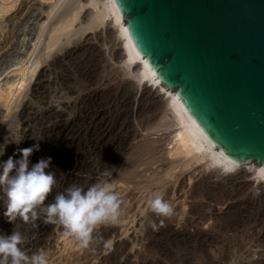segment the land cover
<instances>
[{"label":"bare ground","instance_id":"bare-ground-1","mask_svg":"<svg viewBox=\"0 0 264 264\" xmlns=\"http://www.w3.org/2000/svg\"><path fill=\"white\" fill-rule=\"evenodd\" d=\"M27 1L29 3L31 2V0ZM80 1L81 0H67L66 5H64L65 10L62 15L63 19L59 22L61 24L54 30L55 34L51 35L47 45L48 49L52 47L54 49L55 46L57 47H55L54 50L52 49V51L50 50V52L48 51L46 60H44L46 65H43V61H40L35 67L34 65L32 66L33 69L30 78H33L39 71L38 77L36 79V84L30 87V93L29 91L27 92L26 101H24V103H18L17 105V107H21L17 112V123L18 125H22V130L17 137H13L23 138L19 144H8L4 154L0 156V163L6 161L9 156H13L14 159L22 158V153L18 152V149L31 147L39 143V150H34L33 154L29 157V167L31 168L32 165L39 162L40 159H46L52 155L55 143H53L52 139L54 135H56V137L59 136V131L64 137H71L74 139L82 138L81 140H83V151L81 152L82 156L80 160L77 162L68 160L64 169L62 168L63 166L60 165L67 177L73 176V178L76 179V184L87 189V187L96 183L97 179H108L111 183L114 181H121L126 185H132L138 189L142 188L145 191L155 185L154 187L157 188L156 192L158 191L157 193H160L166 199V194L168 192H165L166 189L168 190V188H166L168 184L166 182L167 180L164 181V177L167 175L164 173L166 171L169 173L170 169H168V167L172 166V168H174L176 166L175 164L179 162H177L178 160H169L162 148V141L164 139H151L144 134V132L149 133L153 126H156L159 130H163L161 128L167 125L166 121V125L164 126L160 124V120L159 123H157L156 120H162L161 114L167 116L171 114V126L173 128L177 127L174 135L178 142L177 153H182L184 156L185 154L189 156L192 155V159H208L211 164L222 169V175L224 173H234L237 176L236 178L240 180L252 177L251 179L260 183V188L264 193V177L257 174L258 169L262 167L256 163L236 166L227 161L219 150L208 145L198 128L190 120L177 93L160 85L154 78L145 61L136 55L125 28V21L118 14L114 1H85L86 4L89 2L96 11H93V9L92 11L91 9L88 11L86 9V4ZM76 9L79 10L75 11ZM52 10L54 9L52 8ZM45 14V11L42 10L37 16H40V18L48 17L49 19L51 17L50 14L54 13L51 11L48 15ZM80 15L82 17V22L80 21L78 23L80 26L78 28L76 27L74 31H71L70 28L75 25V20H77ZM8 18H6L5 21L8 20ZM109 21L112 23L115 32H113V27L110 26ZM85 22L86 24H84ZM115 33L118 35H115ZM69 34L70 36H68ZM42 36L44 37L43 34L38 37L39 42ZM63 38H66V44L61 45L60 43ZM0 43L1 49L7 46L6 39ZM35 45L37 46V44ZM105 49L110 59L109 57L105 58V56H107L105 55ZM123 56L126 57V63L123 66L125 73L122 74L119 72V69H115L116 66H113L115 64L112 61L116 62L118 59L123 58ZM65 61L69 63V66L65 67ZM4 63L5 62H0V70ZM58 68L61 69V72L56 71ZM48 71H50V78L48 77V79H46ZM134 79L136 81H134ZM21 81H24V79L22 78L19 80V82ZM50 84L53 87V90L50 89L51 91L49 89L47 90ZM62 92L64 94L63 97L66 98L64 105L67 109V114L63 112L56 113L51 107H48L47 104L48 99L52 98V95L61 94ZM137 92L141 93L143 97L146 96L150 98L151 102H153L151 107L153 113L151 112L152 114H149L150 116H142L143 118H141V114H133V111L131 113L130 109L132 106L129 109L125 98L128 94L133 93L134 96V93ZM102 97L106 100L108 99V102L104 105L99 103ZM1 98H3L2 95H0V99ZM122 116L125 117L123 118ZM36 124L39 125L42 139H33L35 133L33 126ZM156 127L154 129H156ZM79 143L81 142L79 141ZM66 158L68 159L67 156ZM184 164L186 165V163ZM154 166H157V168ZM54 167L56 166L54 165ZM113 167H115V169L112 170L110 178L98 176V173L104 168L112 169ZM47 170L48 169H46V171ZM49 171H51V169ZM177 183V190H181L183 187L181 176L175 184ZM245 183L248 184V182ZM199 184H195L196 186L192 190L191 194L194 202L190 205V211L183 226L185 229L180 231L185 233H183L182 236V233L178 232L177 238L186 239L187 232H190L187 227L206 219L214 220L213 226H211L213 228L211 229L213 230L212 232H261L262 228L258 226L257 222L256 224L248 222L243 225H238L225 221L224 218H226V216L228 217L229 213H231L235 207L237 208V206H239V203L242 201L239 200L241 196L237 198L238 196L212 195V193L207 192L201 187V183ZM156 185L158 187H156ZM0 192L3 195L2 190H0ZM2 197L4 200L5 197ZM212 203L226 206V211L222 215L215 213ZM140 221H142L143 224L145 223V231L148 233L149 239L152 237L150 232L155 233L162 228V225H164V227L168 225L166 220L153 213L150 207L147 208L146 214ZM140 221H138V224L141 223ZM153 224L156 225L155 230L152 227ZM112 231L113 229L110 226H102L101 229L93 235L94 240L90 243L86 251L95 253L99 250L103 242L111 235ZM195 231L196 233L193 235H199L200 237V231L197 229ZM10 233L11 232H2L1 235ZM22 233L28 239V243L25 246L26 251L45 245L50 235L49 232H41V229L37 232L22 231ZM255 234H253V236ZM242 236L243 235H241V237ZM247 236L245 237L244 235V238L240 239L239 235L234 233L231 234L228 240H223V242L221 241L220 243H207L209 242L207 241V245L203 243L201 239L200 241L197 240L194 244L195 258L198 261L197 264L264 263V260H257L264 255L258 250L262 248L264 251V238H255L253 236L249 238ZM132 239L137 240V236L133 235ZM151 243L146 246V251L149 253L156 252L162 259L170 260L171 264H180L181 262L182 264H195L194 262H189L187 258L184 259V257L180 259L176 255L175 257H171L172 254L168 252L169 250L165 251L161 248L160 250L156 249V247L154 251ZM131 256L132 255L127 252V243L118 242L113 252L103 257L101 262L102 264H130ZM157 263L162 264V261L158 260V262L156 261V263H154L140 256L138 264Z\"/></svg>","mask_w":264,"mask_h":264},{"label":"rangeland","instance_id":"rangeland-1","mask_svg":"<svg viewBox=\"0 0 264 264\" xmlns=\"http://www.w3.org/2000/svg\"><path fill=\"white\" fill-rule=\"evenodd\" d=\"M85 1L90 2V0H81L80 2L86 4ZM66 2L67 0H31L30 3L27 0H0V42L5 39L7 42V46H5L3 49L0 48V62H5L2 69L0 70V95H2L3 97L0 99V147L3 146L6 136L8 137V139H12L13 137H17V135L22 130V125H18L17 123V112L21 109V107H17V105L18 103H24V101H26L27 92L29 91L30 87L36 84V79L38 77L39 71L33 78H30L32 74L31 71L33 69L32 66L34 65L35 67L40 61H43L42 64L46 65V62L44 60H46L48 51L50 52V50L52 51L53 49V47L51 49H48L47 45L50 41L51 35L55 34L54 30H56V28L61 24L59 22H61L63 19L62 15L65 10L64 5H66ZM88 3L86 4V9L88 11L90 9L91 11L92 9L93 11H96V9H94L90 5V3ZM52 8L54 10H52ZM42 10L45 11V15H48L51 11L54 14H50L51 17L49 19L48 17L40 18V16L37 15ZM78 10L76 9L75 11ZM6 18H8V20L5 21ZM78 18L81 19L79 20ZM78 18L77 20H75V25L70 28L71 31H74L76 27L78 28L80 26L78 25V23L80 21L82 22L81 15ZM84 24H86V22ZM110 26L113 27L112 23H110ZM43 27L46 30H44ZM113 32H115L114 27ZM41 34H43L44 37L42 36L39 42L38 37L41 36ZM115 35L118 34L115 33ZM68 36H70V34ZM35 44H37V46ZM60 44H66V38H63ZM105 55H107L105 56V58L109 57V54H106V49ZM118 60L116 62L112 61L115 64L113 66H116L115 69H119V72L123 74L125 73V69L123 68V66L126 63V57L123 56V58ZM68 64L69 63L67 61L64 62L65 67L69 66ZM120 67L122 68V70ZM56 71L61 72V69L58 68ZM49 72L50 71H48L47 73L48 76L46 77V79H48V77L50 78ZM22 78L24 79V81L19 82V80ZM134 81L136 80L134 79ZM13 83L15 84L12 85ZM48 89L53 90L51 84L47 87V90ZM63 96V92L61 94L58 93L56 95H52V98L48 99V107H51V109L56 113L63 112L67 114V109L64 105L66 98H64ZM145 97H143L141 93L137 92L134 93V96L133 93H131L128 94L125 98V100H127L129 109L132 106L130 109L131 113L133 111V114H141V118L153 113V110L151 108L153 102H151L150 98ZM107 102L108 99L106 100L104 97L99 100V103L101 105H104ZM160 116H162V120L157 119L156 122L159 123L161 121L160 124H163L164 126L166 125L165 121L167 123L165 127L161 128L163 130H159V128L153 126V128L151 129L152 131L150 130L149 133L144 132V134L154 140L164 139L162 141V148L164 149L169 160H178L177 162H179L180 164H175L176 166L173 164L175 166H173L174 168H172V166H169V173L167 171L164 173L167 174L165 175L166 178L164 177V181L167 180L166 182L168 184L166 187L168 188V190L166 189L165 192H168L166 194V200L173 206L174 214L170 218L162 217L164 218V220H166L168 225L165 227L164 225H162V228H160L161 230L159 229L160 231L158 230L155 233L150 232V235H152L150 239L148 238V233L145 231V223L143 224L140 219L146 214L147 208L149 207L148 199L152 194H154V192H156L157 188H155V185H153L152 187L154 188L151 187L152 189L150 188L149 190L145 191L142 188L138 189L132 185H126L121 181H114L112 182V185L114 186V190L120 193L122 199L125 202L122 205L123 212L116 224L109 223L107 225H99L98 228L94 231L93 235L96 234L102 226H110L113 229L111 235L103 242L101 248L97 250L98 252L96 251L95 253H89L88 251H86L89 247H82L80 242L74 236L66 234L64 227L62 228V226L59 224L45 225L42 222L38 221V223H40V227L39 229H35L32 227L31 223L26 224L23 221L19 220V218L16 222H9L7 217L4 216V210L6 211V206L4 203L5 199L3 200V195L1 192L0 235L2 232H11L10 234H7L11 235L15 227L16 230L20 232H37L38 230L40 231V229L41 232H49V240L45 243V245L27 251L29 255L38 251H45L48 255L49 264H102L101 259L110 255L113 252L116 243L118 242L127 243V252L132 255L130 264H138L140 261V256L145 257L147 260L154 263H156V261L158 262V260H161L162 264H171L170 260L162 259V257L156 254V252L149 253L148 251H146V246L149 245L152 241L154 243L152 242L151 246H153L154 251L160 248L165 251L169 250L168 252L172 254L171 257H175V255L178 256L179 259L181 257H184V259L187 258L189 262L191 261L192 263L194 262L195 264H197L198 261L195 258L196 254L194 249V244L197 240L200 241L201 239V241L205 244L207 241H209L207 243H220L221 241L223 242V240H228L231 234L234 233H237L240 239H243L244 235L245 237L248 235L247 237L251 238L253 234L256 233L212 232L213 230L211 229L213 228L211 226H213L214 220L206 219L203 221H198L192 226L189 225L187 228L190 232H187L186 239L177 238L176 236H178V232L182 233L180 231H183L185 229L183 226L190 211V205L194 202L191 194L192 190L196 185L201 183V187L207 192L212 193V195H229L234 197L238 196L237 198L241 196L239 200L242 201L239 203V206H237V208L235 207V209H233L234 211L232 210L231 213H229L228 217L226 216V218H224L225 221L238 225H243L248 222H250L251 224H256L257 222L258 226H260L262 230L261 232H257L253 237L264 238V193L260 188V183H257L254 179H251L252 177H247V180L245 178L243 180L237 179V176L234 173H224L222 175V169L211 164L208 159H192V155L189 156L185 154V157L182 153H177L178 142L176 141V138L174 136L176 133L175 129H177V127L173 128L171 126L172 116L171 114H168V116L161 114ZM155 127L156 129H154ZM33 129L35 132L33 135V139H42L39 125L36 124L35 126H33ZM58 133L59 136L56 137V135H54L52 139L53 143L55 142L53 148L54 151H52L53 153L51 155L53 161L51 162V166L47 170L49 171L51 169V171L53 172H55L56 170L55 173L58 180V185L49 195L48 200L45 201V203L47 202L46 204L54 202V198L59 192L66 189L69 185L76 183V179L73 178V176H70L71 178L67 177L64 173L65 171H63L62 168H65L68 160L71 162L79 161L82 156L81 152L83 151V140H81L82 138H68L60 134L59 131ZM79 141L81 143H79ZM66 156L68 157V159L66 158ZM184 163H186V165ZM54 165L56 167H54ZM60 165H62L63 167L61 168ZM154 167L157 168V166ZM61 170L63 173L61 172ZM179 175L183 180V187L181 190H177L178 183L175 184L178 181V178H180ZM59 176L63 177L60 178ZM245 182H248V184ZM156 187L158 186L156 185ZM212 207L214 208L215 213L220 215H222L226 211V206L212 203ZM138 221H140L141 223L138 224ZM196 229L200 231V237L199 235H193L196 233ZM133 235L137 236V240L132 239ZM241 235L243 236L241 237ZM211 238L214 240H212ZM258 250L259 252H261V254H264L262 248ZM257 260H264V255L262 256V258L260 257V259ZM180 264H182V262Z\"/></svg>","mask_w":264,"mask_h":264},{"label":"water","instance_id":"water-1","mask_svg":"<svg viewBox=\"0 0 264 264\" xmlns=\"http://www.w3.org/2000/svg\"><path fill=\"white\" fill-rule=\"evenodd\" d=\"M136 55L208 145L264 167V0H113Z\"/></svg>","mask_w":264,"mask_h":264},{"label":"clouds","instance_id":"clouds-1","mask_svg":"<svg viewBox=\"0 0 264 264\" xmlns=\"http://www.w3.org/2000/svg\"><path fill=\"white\" fill-rule=\"evenodd\" d=\"M22 138L8 139L6 136L0 147V156L9 143L19 144ZM39 148L37 143L18 149L22 158L9 156L0 163V190L6 206L4 216L9 222H16L19 218L26 224L31 223L35 229L40 227L38 221L45 225H62L66 234L74 236L82 247L87 248L93 242V233L99 225L118 222L125 202L108 179H97L87 189L73 183L59 192L54 202L45 204L58 180L55 172L46 171L52 162L51 156L29 167V157ZM113 169L115 167L104 168L98 176L110 178ZM257 174L264 177V167L258 169ZM148 204L158 217L170 218L174 214L173 206L160 193L152 194ZM152 227L156 229L155 224ZM27 243V237L16 227L11 235H0V264H49L45 251L29 255L25 250Z\"/></svg>","mask_w":264,"mask_h":264}]
</instances>
